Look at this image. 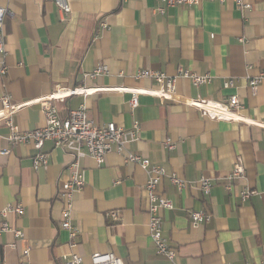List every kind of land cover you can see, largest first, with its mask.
I'll list each match as a JSON object with an SVG mask.
<instances>
[{
  "label": "crops",
  "instance_id": "obj_1",
  "mask_svg": "<svg viewBox=\"0 0 264 264\" xmlns=\"http://www.w3.org/2000/svg\"><path fill=\"white\" fill-rule=\"evenodd\" d=\"M246 1L253 7L249 12L240 11L234 0H205L161 13L155 0H61L71 9L63 15L55 0H0L9 12L4 20L9 72L0 75V99L8 95L13 105H23L14 124L21 131L43 127L45 117L35 101L82 87L98 91L55 102L62 115L85 105L98 126L115 123L128 131L137 122L139 140L127 153L166 170L159 192L174 210L163 213L162 228L177 252L176 264H264V82L255 96L248 85L264 71V0ZM102 22L107 30H100ZM99 65L108 74L86 77ZM179 68L208 75L211 82L197 88L178 79L176 101L141 95L135 111L131 95L115 90H157L152 81L135 80V73L175 76ZM230 80L234 88L224 89ZM232 95L252 123L213 121L184 104L199 97L225 102ZM9 135L0 122V213L9 206H22L25 213L0 216V230L6 222L24 235L1 233L0 254L7 264H65L71 254L90 264L96 253L114 254L124 264H169L157 255L150 236L147 175L138 165L117 153L101 167L90 157L81 161L86 185L74 200L72 223L79 234L73 247L61 228L58 197L72 157L46 143L48 165L35 170L34 147H11ZM168 139L177 143L172 151L165 149ZM237 161L244 178L227 191ZM172 175L193 186L179 191ZM201 177L212 181L209 196L195 184ZM244 188L255 191L246 203L238 196ZM192 211L206 212L210 221L193 229Z\"/></svg>",
  "mask_w": 264,
  "mask_h": 264
},
{
  "label": "built area",
  "instance_id": "obj_2",
  "mask_svg": "<svg viewBox=\"0 0 264 264\" xmlns=\"http://www.w3.org/2000/svg\"><path fill=\"white\" fill-rule=\"evenodd\" d=\"M59 6L60 12L65 15L70 13V7L62 3L61 0H55ZM126 2L129 0H121ZM205 0H155L160 6L158 11L163 13L167 8L179 6H199ZM237 8L240 11L249 12L252 10V5L246 0H234ZM9 14L7 9L0 7V75L6 76L9 72L7 64V51L4 43V20ZM108 25L105 22L100 24V30H107ZM108 68L103 65L97 66L86 77L95 79L99 76L108 74ZM187 79L194 87L208 85L211 82V77L208 75L202 76L191 73L182 68H179L175 76L167 75L163 72L141 69L138 70L134 79L149 80L156 86L157 90H129L126 88L115 89L120 93L131 95L129 106L131 111H135L139 107V97L141 95H149L158 97L163 100H175L176 83L178 79ZM264 82V71L258 76L249 78L248 85L251 93L255 96L261 83ZM234 88L232 80L224 84V89ZM98 90L89 89L86 87L76 88L71 90H60L55 93L40 99L37 102L41 106V110L45 117V125L41 128L32 131H21L13 122V115L22 108L12 104L11 97L8 95L0 99L2 110L0 112V122H3L10 130L8 143L11 147L21 145H32L36 150V155L33 158V167L39 170L47 167L49 154L44 152L43 148L46 143H52L54 148H59L72 157V163L69 166V176L61 185L59 199L62 202L63 208L61 212V228L69 233L72 246H75V240L79 234L78 230L73 226V208L74 200L86 185L81 161L90 157L96 161L98 166L105 164L106 158L113 153L123 155L125 161L138 165L147 175L145 185V194L149 202V232L154 243L155 250L158 256L164 257L169 261V264H176L177 252L173 250L163 235V213L165 211H173L174 203L159 192L160 184L167 176L164 167L153 164L150 160L138 155L127 153V147L139 140L140 127L137 122L134 123L131 130H125L118 127L115 123H109L105 126H98L88 117L87 107L80 106L78 109L70 110L65 115H62L57 108L55 102L68 99L75 95H83L88 97ZM185 105L193 107L199 111L203 118H208L217 122H233V123H252L242 114L245 105L241 102L237 95H232L225 102H217L207 98H197L184 102ZM177 147V143L168 139L165 142V149L172 151ZM9 153L5 151L4 154ZM244 168L241 161H237L230 175L228 183L225 186L227 191L232 190L234 181L244 178ZM171 183L178 188L179 191H186L193 186L192 183L181 179L175 175L170 176ZM204 196H209L212 189V181L208 178L201 177L196 183ZM255 191L244 188L238 196L242 203H246ZM25 213L22 206H9L3 209L0 216L6 219L10 214L23 216ZM111 217L117 221L118 217L115 213ZM190 224L193 229L210 221V215L206 212L192 211L189 215ZM13 233L16 238L24 237L22 231L12 228L8 223L4 222L1 233ZM1 246V243H0ZM0 264H7L3 256L0 254ZM19 264H26L21 262ZM65 264H85L84 258L78 254H71L65 258ZM90 264H124L123 261L114 254L96 253L90 257Z\"/></svg>",
  "mask_w": 264,
  "mask_h": 264
}]
</instances>
